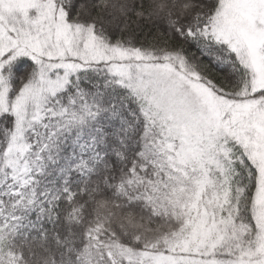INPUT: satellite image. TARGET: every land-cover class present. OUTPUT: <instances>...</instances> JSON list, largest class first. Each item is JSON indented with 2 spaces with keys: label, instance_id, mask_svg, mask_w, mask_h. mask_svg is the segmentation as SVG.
Here are the masks:
<instances>
[{
  "label": "snow or ice",
  "instance_id": "snow-or-ice-1",
  "mask_svg": "<svg viewBox=\"0 0 264 264\" xmlns=\"http://www.w3.org/2000/svg\"><path fill=\"white\" fill-rule=\"evenodd\" d=\"M0 264H264V0H0Z\"/></svg>",
  "mask_w": 264,
  "mask_h": 264
}]
</instances>
